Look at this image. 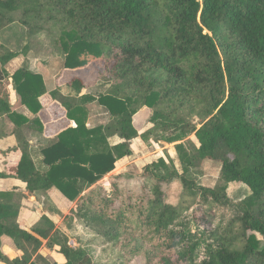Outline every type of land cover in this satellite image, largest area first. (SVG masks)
<instances>
[{
	"label": "trees",
	"instance_id": "16d2710c",
	"mask_svg": "<svg viewBox=\"0 0 264 264\" xmlns=\"http://www.w3.org/2000/svg\"><path fill=\"white\" fill-rule=\"evenodd\" d=\"M46 1L50 4L41 1L39 12L61 13L71 28L59 38L64 68L83 70L93 64L112 92L91 96L84 81L73 78L65 85L68 94L60 88L49 93L71 125L39 151L40 159L21 148L0 152L17 159L0 179L18 180L36 197L56 189L76 203L67 217L71 228H57L42 216L28 231L19 222V194L0 192V261L10 253L2 243L7 237L17 252L25 243L35 245L19 264H105L103 258L94 259L103 247L111 248L114 264H264L259 239H264V0ZM18 3L0 0V31L13 22L8 14L19 11ZM162 6L164 16L158 13ZM26 53L27 48L16 52L0 45V118L16 128L44 132L39 118L14 112L10 101L7 80L30 113L37 116L43 109V75L28 67L12 75L6 69ZM160 71L168 75L171 89L149 81ZM203 99L212 102L207 113L212 118L199 129L167 112ZM95 102L111 120L89 128V107ZM143 107L153 111L150 124L164 134V141L176 144L183 174L160 158L144 166L137 189L131 186L136 179L120 173L111 178L109 189L97 185L132 156L131 144L141 137L134 116ZM192 136L197 156L181 143ZM114 138L120 142L112 144ZM198 159L222 164V185L200 187L186 177ZM175 180H182L204 204L233 206L236 215L211 234L193 233L186 209L167 204L166 188ZM232 183L251 191L237 205L227 196ZM70 234L78 247L70 245ZM45 248L51 261L40 253Z\"/></svg>",
	"mask_w": 264,
	"mask_h": 264
},
{
	"label": "rangeland",
	"instance_id": "374dc122",
	"mask_svg": "<svg viewBox=\"0 0 264 264\" xmlns=\"http://www.w3.org/2000/svg\"><path fill=\"white\" fill-rule=\"evenodd\" d=\"M41 1L43 0H18L19 11L17 13L8 14L13 22L7 24L5 28L0 31V45H5L16 52H22L27 48L26 55L20 56L21 61L25 60V63L23 62L22 65L23 67L30 68L32 64L31 67L34 68V71L42 70V73L45 74L46 77H49L51 74L54 76H62L63 70L68 69L64 68L65 53L59 43V38L64 30L70 32L71 28L67 26L65 17L61 13L56 12L52 16L40 13L37 6ZM160 1L164 2L165 0ZM44 2L46 5L50 4L49 1L44 0ZM78 4L79 3H77L75 8L78 9V15H81ZM159 12L162 16L165 15L164 6L159 8L158 13ZM80 74L88 85L89 90L86 94L98 97L100 94L112 92L111 85L105 81L98 72V68L93 64L84 69ZM148 79L150 82L155 79L158 83H162L166 89L172 88V84L169 85L167 83L169 77L165 72H154ZM6 83H8V86L12 87L11 89L16 93L13 89L12 81L7 80ZM14 96H16V100L17 97H19L18 95ZM16 100H13V103H15ZM193 104L196 105L193 106ZM211 105L212 102H206V100L203 99L200 103L179 104L172 107V109H168L167 112H176L179 117L191 122L199 129L212 118L211 115L207 116ZM54 107H56V109H50L45 116L47 126L50 124L48 119L57 118L61 121L62 118H64L60 107H58L57 104H55ZM89 108L90 117L88 123L91 127L94 128L100 125H106L110 122V114L104 107L100 106L98 102L90 104ZM152 115L153 111L151 109L143 107L134 116V125L141 137L131 144L133 149L132 156L119 162L117 170L115 171V174L120 173L126 177L136 179L134 182H131V186H133L134 189H137L136 181H140L141 176L144 175V166L148 163L156 162L160 158L166 160L170 167L175 168L180 174H183L182 164L175 149L176 144H168L164 141V134L154 125L150 124ZM42 125L44 126V123H42ZM46 129L48 130V128L44 126V131ZM193 139L194 137L192 136L181 143L184 144L186 150L191 155L197 156V143ZM117 141V139H113L111 143H116ZM14 161L17 162V159L12 158L11 164L15 163ZM221 170L222 164L218 161L198 159L196 165L190 168V172L186 177L192 180L197 186L214 189L223 184L221 180ZM110 177L111 175L108 177L109 182H105V185H103L105 188H108ZM105 179L106 178L103 180ZM166 189L167 204L173 207L186 209L185 216L187 218L188 228H191V231L195 234H211L216 228H225L237 213L233 206L204 204L199 197L195 196L194 190L188 188L182 180H175ZM19 195L22 198L19 197ZM19 195L16 200L22 204L25 200V196L22 192H20ZM250 195V189L242 183H232L228 186L227 196L234 205L241 203ZM52 217L56 227L71 228L72 225L70 220H67L64 213H59ZM71 217L72 216H68V218ZM80 234L84 236L85 232L80 230ZM69 236L70 245L78 247L79 245L76 243L77 237L72 234ZM259 239L263 246L264 239L260 236ZM44 244L46 243L44 242ZM34 248L35 245L33 243H25L23 248L18 250L17 254L13 255L12 253H8L7 259H3L2 261L6 262V264H19V259L25 255H32ZM40 253L46 257L48 261L52 260L51 254L46 248ZM110 255L111 248L103 247L94 252V259L103 258L105 264H114L116 259H111L112 257ZM40 264H42V262H40Z\"/></svg>",
	"mask_w": 264,
	"mask_h": 264
},
{
	"label": "crops",
	"instance_id": "0c3cea01",
	"mask_svg": "<svg viewBox=\"0 0 264 264\" xmlns=\"http://www.w3.org/2000/svg\"><path fill=\"white\" fill-rule=\"evenodd\" d=\"M23 62L21 61L20 57L12 61L10 64L7 65L6 69L8 72L12 75L14 74L18 69L23 67ZM30 69L33 72L41 73L44 77V81L46 84L47 93L44 95L41 99V102L43 104V109L37 116H34L32 113H30L22 104L20 97H17V95L10 87V101L13 107V111L17 112L19 114L24 115L25 117L29 119H35L40 118L41 122L44 123V126L48 128L44 132H39L38 130H35V128H31L30 126L16 128L15 125L8 119V118H0V152H6L8 150L14 149V148H21L26 149L28 152L36 153L38 154L37 159H40L39 157V151L53 141L57 139V135L60 133V131L64 127H68L71 125L69 121L65 118V111L61 108V106L57 103H54L49 93L56 90V89H62L63 93L68 94L65 90V85L67 82L71 81L73 78H81L84 81L83 76L80 74L83 70H63L62 76H57L51 74L49 77H46L45 74L42 73V70L40 71H34V68L31 67ZM86 86L88 87L87 83L84 81ZM13 100H16L15 103H13ZM55 104H57L58 107L62 110L63 117L61 121H59L57 118L48 119L49 120V126H47L46 123V114L49 112V110H55L56 107ZM15 105V106H14ZM62 125V126H61ZM61 126V128H60ZM73 126H75L73 124ZM89 128L91 125H87ZM118 141L116 143H119ZM113 140V139H112ZM13 156L11 155L8 158L3 157L0 154V174H7V168L10 167L11 159ZM121 162V161H120ZM118 165V164H117ZM110 180L115 175V172L110 174ZM109 177V175H108ZM105 177L107 181L102 180L97 185H105V182H109V178ZM110 185V183H109ZM108 185V188H109ZM107 188V189H108ZM0 192L1 193H12L15 196L18 195L20 192L25 196L24 202L21 204V211L19 216V222L21 227L24 229L30 231L33 225L36 223V221L39 219V217L46 216L49 219H51L53 222L54 215H57L59 213H64L65 217L72 216L73 212L76 210V203L70 202L67 199L64 198V196L57 191L56 189H53L51 192L41 195L40 197H36L31 195L29 192L26 191L25 186L16 179H0ZM55 223V222H54ZM61 228V227H57ZM3 245L7 246L10 250V253L13 255L17 254V250L15 248V245L13 241L7 237H4L2 239ZM12 243V244H11ZM46 243V242H45ZM46 245V244H44ZM7 258V256L5 257ZM0 264H6V262L0 261Z\"/></svg>",
	"mask_w": 264,
	"mask_h": 264
}]
</instances>
